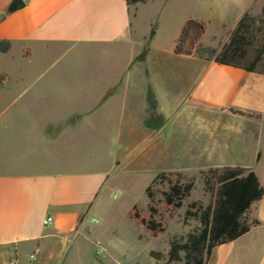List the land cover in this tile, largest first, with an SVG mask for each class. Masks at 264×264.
<instances>
[{
	"label": "rangeland",
	"instance_id": "374dc122",
	"mask_svg": "<svg viewBox=\"0 0 264 264\" xmlns=\"http://www.w3.org/2000/svg\"><path fill=\"white\" fill-rule=\"evenodd\" d=\"M249 2L152 0L135 21L141 45L151 54L147 62L135 68L121 93L109 90L121 63L110 68L100 49H81L69 55L61 46L50 51L40 48L31 59L23 58L19 47L0 53V75L9 77L0 87V134L6 124L9 135L22 136L23 140L25 136L35 140L33 134L39 130L47 139L56 137L63 129L83 121L81 114L71 116L73 111L89 110L111 94L76 132L48 153L60 170L85 169L108 175L91 212L79 218L69 233H62L66 241L61 239L57 244L56 264H166L170 244L184 242L200 227L194 219L184 222L188 204L210 202L202 172L236 161L253 163L252 134L262 128L261 124L227 115L216 125L228 129L229 137L214 144L215 112L211 106L198 103L195 95L197 89H204L197 77L205 62L197 56L172 54L175 39L189 19L206 24L201 45L220 50ZM261 4L264 0H255L247 11L256 16ZM160 67L167 70L159 71ZM148 72L152 73L150 80ZM250 97L237 89L231 101L237 108L259 110L261 102ZM2 135L3 167L9 154L7 136ZM161 172H181L194 181V188L182 209L165 213L166 233L153 237L126 215L134 205L147 211V188ZM166 188H150L156 202ZM180 257L170 264H185L184 252ZM0 264H6L2 257Z\"/></svg>",
	"mask_w": 264,
	"mask_h": 264
},
{
	"label": "crops",
	"instance_id": "0c3cea01",
	"mask_svg": "<svg viewBox=\"0 0 264 264\" xmlns=\"http://www.w3.org/2000/svg\"><path fill=\"white\" fill-rule=\"evenodd\" d=\"M12 1L0 0V40L11 42L8 53L19 47L22 57L31 59L40 48L50 51L61 46L69 55L81 49H100L107 66L115 68L121 63L116 82L109 89L114 90V94L124 91L135 68L149 59L151 50H144L141 45L135 21L152 0L131 6L126 0H23L25 6L14 12L9 10ZM249 1L242 14L255 2ZM259 8H264V4ZM175 42L172 48L175 57H193L174 54ZM200 61L205 65H202L197 79L204 89H197L195 95L198 103L211 104V110L215 112L213 143L219 144L220 138L229 137L228 129H220L216 125L217 120L227 115L258 122L262 127L252 134L255 143L252 164L236 161L210 168L242 167L253 170L264 187V97L244 89L242 69ZM160 68L159 71L167 70L166 67ZM149 78H152V73L147 74ZM237 89L250 94L251 100H259L261 108L235 107L231 98ZM110 95L107 93L89 110L73 111L71 116L81 114L83 121L76 127L63 129L53 138H45L39 130L33 134L35 140L29 141L26 136L23 140L22 136L9 135L8 125H3L0 135L7 136L9 161L0 166V258H4L6 264L11 261L17 264H56L59 256L55 251L59 240H64L62 233H69L79 218L91 212L108 175L85 169L60 170L55 168L56 163L48 153L76 132L107 102ZM222 107L261 115V118L232 114L222 110ZM47 217L53 219L51 225L44 224ZM247 218L258 220L259 224L238 239L215 247L207 264H264V197L250 208ZM31 255H34L33 261Z\"/></svg>",
	"mask_w": 264,
	"mask_h": 264
},
{
	"label": "trees",
	"instance_id": "16d2710c",
	"mask_svg": "<svg viewBox=\"0 0 264 264\" xmlns=\"http://www.w3.org/2000/svg\"><path fill=\"white\" fill-rule=\"evenodd\" d=\"M147 1L126 0L129 6ZM205 30L204 21L187 20L176 41L174 54L197 56L206 62L242 69L244 89L264 97V8L256 16L246 11L220 50L201 45L199 40ZM10 49L9 40H0V53H8ZM24 56H27L25 52ZM8 78L7 74L0 75V87ZM221 109L232 114L261 118V115L247 114L233 108ZM202 175L210 202L205 205L201 201H193L188 204L184 214L185 223L194 219L200 223V227L189 233L184 242L173 241L170 244L166 264L179 261L181 252H184L185 264H207L215 247L238 239L252 226L259 224L258 220L247 218L250 208L264 197V187L253 170L222 167L209 169ZM157 185H166L167 188L161 191V200L156 202L150 188ZM193 188L194 181L187 179L181 172H161L147 188V211L143 212L134 205L126 217L153 237L165 234V213L172 214L182 209Z\"/></svg>",
	"mask_w": 264,
	"mask_h": 264
},
{
	"label": "water",
	"instance_id": "95a60500",
	"mask_svg": "<svg viewBox=\"0 0 264 264\" xmlns=\"http://www.w3.org/2000/svg\"><path fill=\"white\" fill-rule=\"evenodd\" d=\"M24 6H25V3L23 0H13L10 5L9 10L14 12V11L22 9Z\"/></svg>",
	"mask_w": 264,
	"mask_h": 264
},
{
	"label": "built area",
	"instance_id": "2783aa9c",
	"mask_svg": "<svg viewBox=\"0 0 264 264\" xmlns=\"http://www.w3.org/2000/svg\"><path fill=\"white\" fill-rule=\"evenodd\" d=\"M53 222V219L51 217H47L44 221L45 225H51ZM31 259H34V255H31ZM9 264H17L15 261H11Z\"/></svg>",
	"mask_w": 264,
	"mask_h": 264
}]
</instances>
